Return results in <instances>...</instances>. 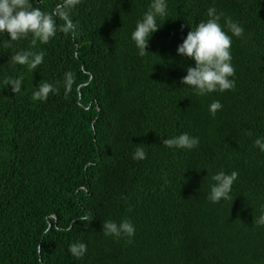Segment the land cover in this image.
I'll use <instances>...</instances> for the list:
<instances>
[{
    "label": "trees",
    "instance_id": "obj_1",
    "mask_svg": "<svg viewBox=\"0 0 264 264\" xmlns=\"http://www.w3.org/2000/svg\"><path fill=\"white\" fill-rule=\"evenodd\" d=\"M32 2L52 12L61 0ZM150 3L79 0L69 10L75 27L46 44L0 33V264H264V227L254 225L264 211L255 146L264 136V0H168L142 57L131 34ZM210 7L245 32L231 46L235 89L199 96L181 82L195 62L177 47ZM25 50L45 53L37 69L12 61ZM43 83L56 91L38 100ZM214 100L223 105L215 116ZM182 132L199 146L162 144ZM137 144L146 159L132 158ZM221 170L238 179L231 199L212 203ZM85 214L93 220L80 221ZM124 219L136 227L131 243L104 235V221ZM77 242L87 246L80 258L69 252Z\"/></svg>",
    "mask_w": 264,
    "mask_h": 264
},
{
    "label": "clouds",
    "instance_id": "obj_2",
    "mask_svg": "<svg viewBox=\"0 0 264 264\" xmlns=\"http://www.w3.org/2000/svg\"><path fill=\"white\" fill-rule=\"evenodd\" d=\"M79 3V0H61L52 12H46L40 7H35L32 0H0V33H7L11 41L32 35V44L37 41L46 44L54 37L57 30L69 32L75 27L71 19L69 10ZM168 15V0H151L148 10L136 23L135 30L131 34L140 56H145L149 51V43L155 32H157ZM208 19L199 22L195 27L191 26L186 37L177 47V54L192 59L195 64L186 69V75L181 78L184 85L190 86L199 96H206L213 92H225L234 90L236 87L235 67L232 63L233 57L231 46L233 37H242L245 29L238 21L225 16L223 12H218L215 7L207 10ZM64 21L63 25H57L56 18ZM223 17V23L221 19ZM183 28V26H182ZM43 51L33 52L25 50L17 52L11 57L14 63L27 65L29 70H35L44 61ZM73 73H65V87L71 89L73 84ZM22 78L11 81L13 91H19ZM56 88L51 83L39 85L34 92V97L38 100H47L51 92ZM223 107L219 100H214L209 105V112L215 116L218 110ZM163 136V135H162ZM165 147L173 149L192 150L199 146L200 138L188 132L162 139ZM255 146L264 152V136L255 140ZM135 160L147 158L144 147L137 144L132 154ZM238 179V173L232 171L227 173L223 170L211 176L213 183L207 199L212 203H219L222 200L231 199V192L234 182ZM82 222H89L93 217L85 214L79 217ZM254 225L264 227V211L254 217ZM103 233L105 236L114 238H126L129 243L136 234V227L129 219L119 222L107 220L103 222ZM87 246L83 242L73 243L69 247V252L80 258L86 254Z\"/></svg>",
    "mask_w": 264,
    "mask_h": 264
}]
</instances>
